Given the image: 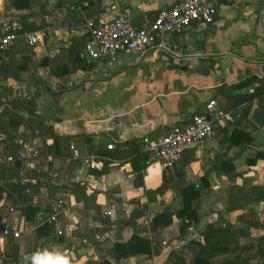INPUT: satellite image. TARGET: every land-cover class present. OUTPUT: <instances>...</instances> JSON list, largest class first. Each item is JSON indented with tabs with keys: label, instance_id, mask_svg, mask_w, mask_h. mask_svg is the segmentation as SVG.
<instances>
[{
	"label": "crops",
	"instance_id": "obj_1",
	"mask_svg": "<svg viewBox=\"0 0 264 264\" xmlns=\"http://www.w3.org/2000/svg\"><path fill=\"white\" fill-rule=\"evenodd\" d=\"M51 1V5L56 3V0ZM178 1L102 0L92 7L87 3L81 6L74 0L67 1L53 9L51 15L30 20L46 31L44 42L27 50V44L19 41L0 58L1 119L13 115L33 119L51 127L59 136H88L93 145L103 149L110 144L115 148L128 140L149 136L157 139L175 127L187 126L193 115L205 112L211 101L229 116L216 123L212 138L188 150L181 164L168 172L176 178L177 173L183 171L179 185L164 197L157 196L152 201L148 191L160 187L164 175L156 168L147 167L142 171L145 187L136 188L132 165L106 158L109 171L106 175L94 174L98 177V187L93 189L73 182L75 163L72 160L69 166V161L49 156L51 162L47 161L48 157L42 158L36 162V168L28 169L30 172L27 164L22 163L21 171L30 177L44 172L55 184L70 186L57 195L63 198L66 207L62 225L65 230L69 224L76 228L73 237L65 236L72 247L51 241L41 247V256L49 247L48 255L53 260L66 255L71 264H101L105 258H110L109 252L115 243H125L136 233L148 239L144 225L147 219L152 222L159 264H166L172 252L185 251L192 240L203 244L205 226L220 215L238 226L249 222L254 226L251 240L258 237V218L260 222L264 221L260 192L234 197L232 187L242 185L245 180L264 185V158L250 163L258 153H264V127L257 126L252 120L256 101L250 119L242 122L252 144L247 145L248 139L240 135L232 147L230 138L241 122L239 114H231L228 107L229 97L254 92L264 79V0H216L214 23H195L182 35L168 36L169 51L124 52L116 63L88 59V68L77 71L72 68L69 53L82 49L84 58L85 43L89 39L86 25L90 21L109 22L128 13L136 28H147L160 10ZM27 13L29 11L12 8L8 0H0V34L5 23H20L18 17ZM39 132L34 144L43 147L52 144L50 136ZM17 134L20 143L24 136H32V131L23 123ZM75 143L72 144L83 156H89L87 146ZM225 160L231 161L238 176L230 172L228 165L224 168ZM30 163L34 164V161ZM59 177L61 180L57 183ZM190 185H195L202 194L196 202L202 215L201 223L187 233L180 230L183 221L166 228H154L155 216L166 208L176 212L182 207L177 190ZM44 191L48 192L42 188L39 194ZM39 201V197L33 198L34 204L38 205ZM121 205L131 211L126 222L129 231L120 236L107 229H110L109 224L115 223L117 215L112 208ZM142 207H147L145 215L130 224L132 212ZM251 209L255 211L253 216L248 213ZM107 212L111 216H107ZM43 214L44 211L40 217ZM41 221L37 219L39 224ZM104 230L107 232L103 233ZM90 233L94 234L91 239L88 238ZM34 239L36 244L42 245L41 239ZM84 239L90 240L92 246L83 244ZM164 241L168 242L167 247L163 246ZM13 245L20 250V256L23 255L22 242ZM150 255L112 263L148 264Z\"/></svg>",
	"mask_w": 264,
	"mask_h": 264
},
{
	"label": "trees",
	"instance_id": "obj_2",
	"mask_svg": "<svg viewBox=\"0 0 264 264\" xmlns=\"http://www.w3.org/2000/svg\"><path fill=\"white\" fill-rule=\"evenodd\" d=\"M50 1L51 0H8L10 6L15 10L29 11V13L18 17V21L23 25L26 31H36L40 29L35 23L30 21L32 18L37 16H49L52 14L53 9H58L63 3L73 0H56L54 5H51ZM101 1L102 0H74V3L81 6L87 3L88 6L92 7L96 6V4ZM93 22L96 23V21ZM25 47L27 50L31 49L27 45H25ZM69 57L74 71L81 68L86 69L90 64V60L82 57V49H74V51L69 53ZM262 99H264V79L260 80V85L254 90V92L229 97L228 110L231 114H239L241 122L239 123L240 127L233 132V135L230 138V145L232 147L236 145L234 141L235 138L240 135H245L248 139L247 145L252 144V139L246 134L242 122L250 119L256 101ZM23 123H25V126L32 131V136H24L23 142L29 143L32 148L37 149L42 158L52 156L55 159L69 161L70 166L72 156L70 147L73 142H76L75 144L78 146H87L89 156H97L100 161H103V171H93V174L106 175L108 173L110 164L107 162L106 158L123 160L129 162L133 167L135 176L134 186L136 188L145 187L142 171L147 168L145 163L149 159V154L144 150L143 139L128 140L122 144H118L114 150H108V148L103 149V147L93 145L88 136H59L53 132L51 127L42 122L33 119L25 120L24 118L13 115L8 119L0 118V133L6 135V140L3 141V143L8 145L12 152H17L23 148V145L18 142L17 134ZM39 131H43L44 134L50 136L53 141L52 144L47 147L34 144L33 141L37 138V132ZM80 139L82 141L79 142L78 140ZM263 158L264 153L260 152L256 158L250 160V163L255 164ZM226 165L230 167V172L234 173L235 176H238V174L235 173L230 160L224 161V168H226ZM22 167V163L17 162L16 165L13 168H9L8 171L0 172V198L7 194L9 201L11 200L13 203L16 202V205H23L22 209L26 221L28 223H34L40 218V214L43 211V215L52 211V203L63 200L62 197L59 199H55V197L58 193H63L65 189L70 186H68V184L57 185L53 182V179H47L46 173H37L34 178H36V181L41 180V185L39 188L32 190L33 193L37 195L42 188H46L49 194L48 201L52 202L48 211L47 209L42 210L38 205L33 203V199H28L26 197L27 192L15 196L4 189V184L6 182H11L14 179L20 178ZM170 173H164L163 182L160 187L155 191H148L151 201L156 199L157 196L164 197L169 190L179 185V181L183 178V171L177 173V182L176 178ZM60 180L61 177L58 179L56 178L57 183H60ZM256 192H260V203L264 204V185H254L245 180L242 185H235L232 187V196L234 197H244L255 194ZM177 194L182 198V207L176 212H172L169 208H166L162 213L155 216L153 219L154 228H166L175 222L183 221L180 230L182 233H187L191 227H195L201 223L202 215L199 213L200 209L196 206V202H198L202 196L200 190L196 189L195 185H190L185 188H178ZM146 209L147 207L136 208L131 214L130 224L133 221L142 218L145 215ZM248 213L250 216H253L255 211L251 209ZM186 221H188V223H186ZM243 223H245V226H238L236 223L226 221L225 218L220 215L216 221L210 222L205 226L202 233L204 244L192 240L186 246L185 251L172 252L166 264H214V261H218V264H264V235L257 237L255 240H251V230L254 226L252 224L249 225V222ZM262 227L264 229V223ZM104 232H107V230H104L103 233ZM93 235V233H90L88 238L91 239ZM35 237L36 239L42 240L43 246L54 241L60 245H66L67 248L72 247L69 239L65 236L57 235L56 226L54 224L46 223L38 226L35 229ZM242 240H247V243L242 244ZM11 247L14 250L13 258L18 259L20 257L18 255V247L13 244ZM151 253V242L136 233L125 243H115L109 252L110 258H105L101 264H113L112 261L118 263L124 259L149 255ZM260 259L263 261L262 263H258V260ZM20 264H33L32 258L23 260ZM85 264L92 263L86 262Z\"/></svg>",
	"mask_w": 264,
	"mask_h": 264
},
{
	"label": "built area",
	"instance_id": "obj_3",
	"mask_svg": "<svg viewBox=\"0 0 264 264\" xmlns=\"http://www.w3.org/2000/svg\"><path fill=\"white\" fill-rule=\"evenodd\" d=\"M238 2L239 0H231ZM216 0H179L169 8H163L157 14L155 20L143 29L136 28L128 13H123L116 19L109 22L94 23L90 21L87 25L89 40L84 50V58L95 61H108L116 63L121 53L146 54L150 51H169L167 44L168 36L182 35L195 23L213 24L216 16ZM46 31H26L18 22H8L3 25L0 34V58L10 52L19 41H24L30 48H35L45 41ZM223 118L229 119L228 114L218 108L215 101H211L203 113L193 115L187 126L175 127L169 133L157 139L144 137V150L149 154L145 163L148 168H156L161 173H168L175 169L184 158V154L191 148L198 147L206 140L215 135L216 123ZM6 135L0 133V172L5 168H12L17 162L26 163L27 170L36 168V162L42 159L40 152L30 146L29 143L20 142L23 148L17 152L10 151V147L3 143ZM109 150L114 145H108ZM71 160L75 163L73 182L75 184L87 185L97 189L98 181L93 171H102L103 163L97 156H83L78 148L71 144ZM34 161V164L30 163ZM52 161L51 157L47 158ZM13 181L25 184L36 183V178L30 177L20 171V178ZM7 194L0 200V210L6 208L9 216L0 214V253L10 244H20L24 234L27 232L28 222L26 221L23 205L10 206L6 203ZM52 211L46 213L40 219V225L54 224L58 236H71L75 232V226L69 224L67 230L60 227L63 224V217L66 212L65 202L59 200L51 204ZM107 216H111L107 212ZM2 219V220H1ZM152 222L145 221L146 236L151 242L152 253L148 264H159L158 254L154 241ZM188 223V221H186ZM83 244L92 246L88 239L82 240ZM163 246L167 247L168 242L164 241ZM34 254L41 255V249L21 255L18 259L7 257L5 254L0 257L10 261L9 264H20L21 261L32 258Z\"/></svg>",
	"mask_w": 264,
	"mask_h": 264
},
{
	"label": "rangeland",
	"instance_id": "obj_4",
	"mask_svg": "<svg viewBox=\"0 0 264 264\" xmlns=\"http://www.w3.org/2000/svg\"><path fill=\"white\" fill-rule=\"evenodd\" d=\"M37 17H39V16H37ZM36 24V23H35ZM21 136H23V135H21ZM180 164V163H179ZM178 164V165H179ZM8 167H5L2 171H8ZM174 170V169H173ZM1 171V172H2ZM28 172H30V170H27ZM49 179H51L50 177H49ZM28 193V194H27ZM26 194V197L28 198V199H33L35 196L36 197H39V203H38V206L42 209V210H45V209H47V211L50 209L49 208V206H50V204L52 203V202H49L48 201V192L47 191H44V192H42L41 194H34L33 193V191L32 190H30V191H28ZM169 197H171L172 196V194L171 193H169V195H168ZM3 198V197H2ZM2 198H0V200L2 199ZM59 198V196L58 195H56V197H55V199H58ZM1 203V202H0ZM6 203L7 204H9L10 206H17V205H20V204H15V203H13L11 200L9 201L8 200V198H7V201H6ZM19 203V202H18ZM23 203H24V201H23ZM52 208V207H51ZM112 209H114V210H116L117 211V215H116V219H115V223L112 225V224H109V225H111V226H108V227H110V229H107V230H111V231H114V233H116V234H118V235H122L125 231H129V230H127V220H128V218H129V214H130V211H131V208H129V207H125V206H116V207H113ZM0 214L1 215H5V216H9V214L6 212V208L4 207V208H2L1 210H0ZM98 216H99V218H101L102 219V214L100 213V212H98ZM1 218V217H0ZM259 219L260 218H258V237L259 236H262V234H264V229H263V227H262V225H263V223H264V221H263V223L262 222H260L259 221ZM2 220V219H1ZM39 222V221H38ZM37 222V220L34 222V223H29L28 224V226H27V232L24 234V236H23V239L21 240V242H22V247L24 248L23 249V254H26V253H30V252H34L35 250H36V248H40L41 250H42V246H43V244L41 245L40 243L38 244H36L35 242V229L39 226V223ZM61 229H63V230H65L66 229V227L65 226H61L60 227ZM256 235V234H255ZM254 235V236H255ZM255 240L256 238L255 237H253L252 238V240ZM242 241H246V240H242ZM247 242V241H246ZM46 246V245H45ZM45 246H43V247H45ZM49 248V247H48ZM48 248H46V250H45V252H44V254H48V252H49V249ZM13 249H12V247H11V245H10V247L8 246V247H6L5 249H4V252L3 253H0V257L2 256V255H6L7 257H12L13 258ZM18 252H19V256H20V250H18ZM14 259V258H13ZM263 261L260 259V260H258V263H262ZM10 263V261H8V260H5V259H3V262H0V264H9ZM131 263H133V260L131 261ZM214 264H218V261H214Z\"/></svg>",
	"mask_w": 264,
	"mask_h": 264
},
{
	"label": "water",
	"instance_id": "obj_5",
	"mask_svg": "<svg viewBox=\"0 0 264 264\" xmlns=\"http://www.w3.org/2000/svg\"><path fill=\"white\" fill-rule=\"evenodd\" d=\"M53 3L54 1H51V4ZM252 120L257 126L264 127V99L259 100L257 102V106L252 114ZM128 168H131V166H128ZM40 185H41V180H38L36 183L27 182L25 184H22L17 181H11V182H6L4 184V189L15 196H19L25 192L39 188Z\"/></svg>",
	"mask_w": 264,
	"mask_h": 264
},
{
	"label": "clouds",
	"instance_id": "obj_6",
	"mask_svg": "<svg viewBox=\"0 0 264 264\" xmlns=\"http://www.w3.org/2000/svg\"><path fill=\"white\" fill-rule=\"evenodd\" d=\"M33 264H71V260L68 256H58L55 260L51 255L45 254L41 256L40 254H34L32 256Z\"/></svg>",
	"mask_w": 264,
	"mask_h": 264
}]
</instances>
